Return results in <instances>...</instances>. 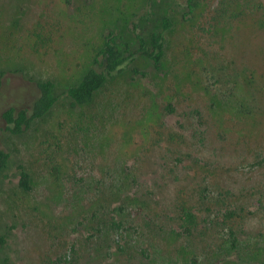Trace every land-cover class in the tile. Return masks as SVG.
<instances>
[{
	"label": "rangeland",
	"instance_id": "rangeland-1",
	"mask_svg": "<svg viewBox=\"0 0 264 264\" xmlns=\"http://www.w3.org/2000/svg\"><path fill=\"white\" fill-rule=\"evenodd\" d=\"M172 3L0 0V114L35 81L57 95L17 136L0 117L1 262L264 264V0ZM166 13L159 70L139 57L70 104L104 29L134 47Z\"/></svg>",
	"mask_w": 264,
	"mask_h": 264
},
{
	"label": "trees",
	"instance_id": "trees-1",
	"mask_svg": "<svg viewBox=\"0 0 264 264\" xmlns=\"http://www.w3.org/2000/svg\"><path fill=\"white\" fill-rule=\"evenodd\" d=\"M177 8H183L182 18L189 19L194 9V0H172ZM160 28L158 31H151L146 37L141 35L138 25L133 22L131 33L135 46L130 47L125 42L121 45V38L116 31L109 28L104 29L102 34V44L93 57L90 66L82 75L80 80L72 86L65 88L62 94L70 99V104L83 105L91 101L93 94L107 80L121 73L132 61L141 57L148 60L154 70H159L164 53L165 34L170 30L172 24L169 14H164L159 20ZM136 71V70H135ZM33 98L29 103L21 106H9L5 108L0 117L3 122V129L10 135L17 136L27 130L30 123L44 116L54 105L57 95L52 81H35L33 83ZM8 153L0 149V172L6 167ZM18 185L27 191L30 189L27 173L18 166ZM180 220L186 232L194 222L192 212L182 207L180 209ZM110 225L117 238L121 237V224L115 218H110ZM5 243V238L0 234V247ZM0 264H8L1 262Z\"/></svg>",
	"mask_w": 264,
	"mask_h": 264
}]
</instances>
